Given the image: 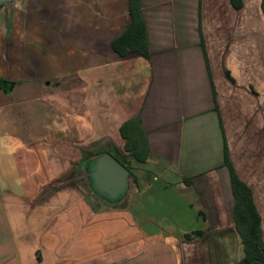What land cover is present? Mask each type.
<instances>
[{
  "label": "crops",
  "instance_id": "obj_1",
  "mask_svg": "<svg viewBox=\"0 0 264 264\" xmlns=\"http://www.w3.org/2000/svg\"><path fill=\"white\" fill-rule=\"evenodd\" d=\"M241 1L22 0L0 17V264H240L226 148L264 240L246 176H264L263 0ZM132 6L149 58L113 49ZM102 152L137 179L124 207L66 179Z\"/></svg>",
  "mask_w": 264,
  "mask_h": 264
},
{
  "label": "trees",
  "instance_id": "obj_2",
  "mask_svg": "<svg viewBox=\"0 0 264 264\" xmlns=\"http://www.w3.org/2000/svg\"><path fill=\"white\" fill-rule=\"evenodd\" d=\"M232 3L235 8L238 9L242 6L241 0H232ZM132 7L133 23L122 36L113 42V49L122 57L126 56L128 53L136 52L145 58H149L150 53L145 24L142 17L135 12L134 6ZM262 8L264 12V0ZM228 77L230 78L229 74ZM91 156H94V153L90 154L88 157ZM224 158V166L229 170L232 192L235 198V225L244 249V257L240 264H264L262 218L254 202L253 192L237 174L227 148L225 149ZM118 160L124 164L122 160ZM127 168L132 170L128 166ZM74 172L75 171L69 173L66 179L70 180L73 177ZM135 183L137 184L136 177ZM74 185L75 184L73 183L72 186ZM95 205L99 206L98 204ZM124 206L125 204L121 207ZM197 234L200 235L201 233L197 232Z\"/></svg>",
  "mask_w": 264,
  "mask_h": 264
},
{
  "label": "water",
  "instance_id": "obj_3",
  "mask_svg": "<svg viewBox=\"0 0 264 264\" xmlns=\"http://www.w3.org/2000/svg\"><path fill=\"white\" fill-rule=\"evenodd\" d=\"M22 0H0V17L11 22ZM69 183L103 208L126 204L136 189L135 175L109 152L83 160Z\"/></svg>",
  "mask_w": 264,
  "mask_h": 264
},
{
  "label": "rangeland",
  "instance_id": "obj_4",
  "mask_svg": "<svg viewBox=\"0 0 264 264\" xmlns=\"http://www.w3.org/2000/svg\"><path fill=\"white\" fill-rule=\"evenodd\" d=\"M250 4H252V3H250ZM241 160H242V162L243 161L246 162L245 158H241ZM240 165H242V164H240ZM246 176L249 178L250 182H253V185H254L255 190H256V198H257L258 206H259V209L261 211V214L264 217V189L262 188V186H263L262 183H264V176L261 175L260 178H258V177L253 178V176H251V175L248 176V174H246Z\"/></svg>",
  "mask_w": 264,
  "mask_h": 264
}]
</instances>
